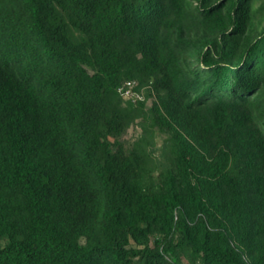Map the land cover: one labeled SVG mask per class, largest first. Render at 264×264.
Segmentation results:
<instances>
[{
    "label": "trees",
    "instance_id": "1",
    "mask_svg": "<svg viewBox=\"0 0 264 264\" xmlns=\"http://www.w3.org/2000/svg\"><path fill=\"white\" fill-rule=\"evenodd\" d=\"M0 264H264V0H0Z\"/></svg>",
    "mask_w": 264,
    "mask_h": 264
},
{
    "label": "built area",
    "instance_id": "2",
    "mask_svg": "<svg viewBox=\"0 0 264 264\" xmlns=\"http://www.w3.org/2000/svg\"><path fill=\"white\" fill-rule=\"evenodd\" d=\"M135 88L136 84L134 81H126L118 88V93L124 101H131L133 103L142 101V94Z\"/></svg>",
    "mask_w": 264,
    "mask_h": 264
},
{
    "label": "rangeland",
    "instance_id": "3",
    "mask_svg": "<svg viewBox=\"0 0 264 264\" xmlns=\"http://www.w3.org/2000/svg\"><path fill=\"white\" fill-rule=\"evenodd\" d=\"M151 102H152V100L148 99V101L146 102V105L150 106ZM140 134H141L140 127L138 125H133L124 134L123 140H125L128 144H130L134 140H136L140 136ZM161 138L162 137L160 135L155 137V141H156V146L157 147L160 145Z\"/></svg>",
    "mask_w": 264,
    "mask_h": 264
}]
</instances>
